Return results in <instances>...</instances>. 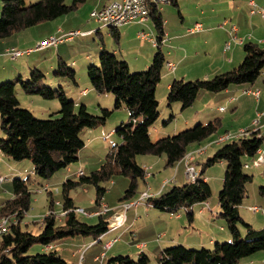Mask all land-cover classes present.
<instances>
[{
  "label": "trees",
  "instance_id": "1",
  "mask_svg": "<svg viewBox=\"0 0 264 264\" xmlns=\"http://www.w3.org/2000/svg\"><path fill=\"white\" fill-rule=\"evenodd\" d=\"M67 1L37 0L28 3L26 0H3L0 40L67 15L85 2ZM150 9L158 44L153 60L145 70L130 72L127 61L119 59L106 48L99 53V64L90 65L87 70L91 86L97 93L113 94L116 99L115 108L125 104L129 111V120L122 122L115 130L121 137V142L110 148L104 162L90 175L79 176V181L68 179L64 182L63 209L66 215L61 221L53 214L46 215L43 219V229L38 234L24 231L21 224L23 213L28 212L31 206L32 191L29 189V183L21 178L13 180L14 196L0 207V217L15 216L16 220L10 223L9 233L0 237V264H71L56 250H51L52 248L36 254H28V251L36 243L44 247L51 246L69 236H93L97 239L110 229L102 215H99V222L92 225L78 219L79 207L74 205L69 196L72 188L81 184L95 185L96 202L100 204L107 191L102 183L110 181L114 175L122 174L131 178L124 197L130 198L137 191L138 179L146 176L145 169L136 160L138 155H165L167 165L173 166L184 159L190 145L201 142L217 132L221 126V118L217 117L155 141L151 138L150 129L160 116L156 88L167 62L162 50L164 20L156 5H150ZM112 34L117 41L120 40L121 33L118 28L112 27ZM243 48V61L231 70L216 74L210 79H175L167 93L168 104L180 102L185 109L193 105L202 90L217 93L227 90L232 84H254L264 67V47L258 43L247 42ZM55 73L69 76L77 85L76 71L66 62L60 61ZM30 74L27 79L19 76L0 84L1 129L5 135L0 138V149L14 160H32L35 174L48 179L58 170L68 168L79 159V151L85 146L81 132L85 128L104 125L112 110L101 108L102 114L94 115L88 111L85 104L77 109L75 100L67 95L63 86L54 89L42 84L45 77L42 70L34 68ZM19 88L26 94L58 100L60 109L48 118H37L32 111L21 105L17 96ZM57 114L59 116H56ZM173 117L172 114L164 123L171 121ZM247 130L245 136L224 142L208 157L195 182L174 185L169 191L149 199L153 207L176 214L180 209L188 211L195 204L207 202L212 191L210 184L205 180V170L216 162H224L226 172L223 187L219 192L218 216L226 220L233 241L216 242L213 250L192 249L184 244L171 245L160 253L159 264H240L242 258L264 249V226L257 230L251 224L245 223L238 213V207L247 193V184L253 180V175L246 174L244 168L249 164L248 161L253 163L259 157V150L263 149L264 144L263 130ZM260 194L264 196V183L260 186ZM53 205L54 202H51L50 207ZM192 214L191 210L190 218ZM240 222L247 228L244 237L238 226ZM148 262L149 257L142 252L138 260L119 254L111 257L107 264Z\"/></svg>",
  "mask_w": 264,
  "mask_h": 264
},
{
  "label": "rangeland",
  "instance_id": "2",
  "mask_svg": "<svg viewBox=\"0 0 264 264\" xmlns=\"http://www.w3.org/2000/svg\"><path fill=\"white\" fill-rule=\"evenodd\" d=\"M26 1L28 3L37 2V0H26ZM67 2H69V0ZM217 3H218L217 0H205V3L203 5L207 6L209 11L212 8L213 10H215V15L213 19L216 22L221 23L220 26H223L224 24L223 22L225 21V14L232 13L234 12V10L230 11L226 2L220 3V4H217ZM2 4H3V0H0V15H1V10H2ZM90 5L94 7V0H85V2L78 7V9L70 12L67 15L62 16L56 21L45 22L47 24H44L43 26H40L39 24V27H36L37 26L36 25L35 26L36 28H33L32 30H28V31H31L30 38L33 37V42H34V35L35 34L40 35L42 33H45L47 30V27L50 28V31H48L49 34L50 32L54 33V35L53 34L45 35L44 37H42V39L35 41V44L33 45L34 49L32 50H36L35 48L37 47V45L45 41L50 36L62 35L63 33L77 30L79 28L83 30V32L87 30L89 27L100 28L99 26L100 24L95 22L94 19L91 17L92 10H91ZM249 9H250L249 6L245 7L238 14L239 20L233 21V23L230 22L229 29H230L231 34L233 33L234 35L230 37V48H226V49L230 50L233 47L232 48L233 51H230L227 55H225V53L222 52V50L220 49V45L225 38L226 30L218 32L216 34L217 38H215L214 42L212 43L213 44V48H212L213 50L211 51L212 57L204 61L201 64L195 65L192 68V71H188L187 73L188 76L194 77L200 73L206 74L209 71L208 74L210 75V78H212L216 74H219V73H214L216 71H219L220 73L228 71L226 68H228L231 64L227 62L228 58H230L229 60H233L232 64H237L236 66H238L243 61L245 57L243 45H240L239 48L237 49L236 47L239 45L238 43L241 40L248 41L251 39V35L249 31H247L250 28L248 27L249 24L253 20V17L249 13ZM181 19L182 18L179 17V15L178 17L176 16L174 18H171L170 19L171 26L173 28L177 27V21L178 20L180 21ZM59 21H61V23ZM148 24H150L151 29L146 28L145 32L148 34L152 32V36L153 34L154 36L153 37L151 36L150 38H153L156 40L157 37L155 36H157V33H156V28H155L152 18L149 20ZM234 26L240 29V33H238V28L237 30L232 31V27ZM57 27L60 28L58 29V31H57ZM224 28H228V26H224ZM100 32L101 34H94L93 36H88V37L76 36L75 39L72 41H66V40H69V39H66L64 40L65 42L63 41L64 43L61 44V48H62L61 51L65 58L62 60L66 62L71 69H74L76 71L77 85L72 82L69 76L55 74V71L58 70V65H56V67L52 69L51 68L52 63L50 62L45 63L46 67L44 68H49L47 69L49 70V74L44 72L45 77L42 80V84L45 86H50L54 89H58L60 84L62 83L63 89L65 90V92L67 93L69 97L73 96L74 94L71 91L79 92L86 85L90 86L91 83H90L87 70L90 65L99 64V55H98L97 60L95 58L94 62L90 63L86 67H83V69H78L80 68L79 67L80 65H78L77 67L71 66L72 64L69 63L70 61H67V60L69 59L74 60L78 58L79 63H80L83 57H85L86 55H89V56L94 55L99 50V46L104 45V44H105V47L111 52H113V50H116L117 57L119 59H120L119 56L122 53L121 50L122 48L124 49L125 51L124 53L128 54V58L130 59L129 70L132 73L145 70L147 66H149L147 65L146 67L145 66L140 67V65L138 64L144 63L145 57L149 56L150 48L151 49L154 48L155 51H156V48L153 47L152 41L148 42V40L142 39L140 35L138 37V30H135V31L130 30L127 33V35H124L123 37L121 34L119 41H117L114 38L112 34V27L103 26V28L100 29ZM20 33H23V32H20ZM18 37H23V36H19L17 33V34H13L10 37L1 39L0 41H3V40L7 41L9 42L8 43L9 45H13V46H16V48H19V44L17 41ZM24 38L28 40L29 34H24ZM253 41L256 42L258 40L253 39ZM194 43L195 42H186L184 44L190 46L191 44H194ZM8 44L6 45L5 43L0 42V51H2L1 52L2 54L3 53L6 54V47H8ZM225 45H226V40L223 43V49ZM57 46L51 47L50 49L43 48L41 50L45 52L49 50L53 51V50H56ZM21 47H22V40H21ZM37 50H40V49H37ZM162 50L164 54L166 55L167 48L164 49V44H162ZM154 52L151 51V55L149 57L150 61L149 59L147 61L148 64L152 62L153 57H154ZM139 54L143 61L141 63H135L134 57H137V55ZM40 55H43V53L36 54V57L39 59V63H40ZM2 58L3 60L5 59L6 62H8L7 63L8 67H12L13 64L17 62L18 60H20L22 57H19L15 60H11L8 56L7 57L2 56ZM11 61H14V62H11ZM166 66L167 65L164 66L163 72H166ZM182 66H184V64ZM224 69H226V71ZM220 70H224V71H220ZM30 75L31 74H29L28 77H25V78L21 77V78L27 79L30 77ZM3 76H6V73L3 74ZM19 76L20 75H17L14 78H17ZM12 79L13 78H4L0 80V84L3 82L10 81ZM57 79L59 81H57ZM229 89L233 91V94L238 99V101L233 104L229 103V101L227 102L226 99L222 98V96L225 93L224 92L225 90L221 92H217V93L210 92L212 95H218L217 97L219 98L217 99V103H218L217 106L225 105L227 109L225 113L223 114L219 113L218 115H216V116H220L221 121H222V124L219 127L218 131L208 136L201 142L193 144L188 149L189 150L188 153H193V154L194 152H190V151H195L197 149L199 150L205 149V151L202 153L204 154L206 152V147L210 145L205 155L201 156V154L195 153L193 164L195 165L199 173L202 170L204 163L206 162L208 157L212 156L215 153L213 149L219 148V145L221 143L228 141L226 140L224 142H221V139L224 136L229 134V135H232V137L237 138L238 136H241L240 134L242 130H247V129H250L253 132L256 129L261 128L264 131L263 125H260L264 122V77L262 75L259 76L254 84H249V83L232 84ZM250 89H261L262 97L260 96V98L262 99V101L260 103L259 101H257L258 99L257 97H255L251 93H248V90ZM17 93H19L18 96L20 98V102L23 108H26L32 111L33 114L37 118H48L52 113H55L60 109V103L56 99L48 100V99L42 98L39 95L26 94L20 88L18 89ZM105 95L107 96H104L103 102H108V99H109V102L113 104L112 107L110 108L112 112L110 116L108 117V119L106 120V123L102 126H99L98 128H104L105 126H114V124H118L116 125L117 126L116 129H117L118 127L121 126L122 121L127 122V121L122 120V118H125V120H129V115H130L129 111L126 108L125 104H123L119 108H115V101H116L115 96L111 93H107ZM28 97H30V99L31 98L35 99V102L31 103ZM88 98H90V96ZM74 99L76 101L77 109L82 104H85L83 101H79L78 93L74 97ZM197 99H199V101L202 103L209 100L208 97H201V96ZM237 103L239 104L238 109L233 108L236 106ZM89 104L90 105L87 109L90 113L94 115L102 114L101 109L97 110L98 101L91 100ZM171 107L172 105H169L166 100L160 102V106H159L160 116L158 120L156 121V123L150 129V135H152V139L154 141L160 138V137H156L157 135L154 132V129L156 127H160L162 129L167 128V127L178 128L185 121L184 120L185 116H194V118L195 116L202 117L205 115L204 110L207 109L206 104L202 106L198 105L197 112H195L193 109H188V110H185L182 114L176 115L177 113L174 114L172 112ZM172 114L174 115L173 119L167 123H164V121L168 119ZM56 116H59V115L57 114ZM257 120H259V123L255 125L254 124L255 122L253 123V121H257ZM207 122H198V123H207ZM196 124L197 123H193L190 127H193ZM190 127H187V128H190ZM187 128H184L182 130H185ZM83 133L84 132H81V137L85 141V146L80 150L81 152L79 151L81 156H78V157L80 159L70 165L71 173L68 172V168H63L55 172L48 179L42 178L38 176L37 174H35L34 164L32 160H29V159L20 160V161L14 160L13 158H11L9 155L4 153L0 149V177L4 179L3 181H0V207L7 200H10L13 198L14 196L13 180L15 178H21V179L26 180L29 183L30 191H32L30 209L28 212L23 213V217H22L23 219L25 218L24 220H22V223H21L24 231H32L34 234L40 233L41 228L43 227V219L46 215H49V214L55 215L60 221L64 219L66 215L63 209L64 182L68 179L79 181L80 180L79 176L81 175L78 174L79 175L78 176L77 172L80 169L85 170L86 175L88 176L93 170H95L93 169L91 171V168H93L94 166H98L97 157L102 151V147H104V141L106 139L102 138V140L99 141L98 144L88 146L86 137L84 136ZM115 135L116 136L110 139V141L118 140L117 142L120 143L119 134L115 132ZM245 135H242V136H245ZM4 136H5L4 132L1 129V117H0V138ZM212 139H216L215 141L216 143L210 144L209 140H212ZM217 143H219V145ZM114 144H116V142L112 143L110 147H108L107 152L110 150V148ZM200 144L201 145L208 144V145L205 147L199 148ZM87 146L88 148H86ZM262 147H263V156H264V144ZM136 160L139 164L141 163L143 165H145L146 163L153 164L151 165L152 167H149L148 169H151L150 170L151 175H152V172H154L155 177H152L149 180V182L148 181L146 182L143 178H139L137 191L130 198H124V197H125L126 190L128 189L131 183V178L129 176H125L122 174L114 175L110 181L102 183V186H104L107 189V191L105 192L100 204L96 202L97 188L93 184H81L70 190L69 196L73 199L75 205L82 208L86 212V213L77 212V217L80 221L86 222L91 225L98 223L99 215H96L94 213L102 210V206H108L111 212L109 214H106V213L102 214V216L104 215L103 218L106 221L111 216V214H114L115 212L116 213L119 212L124 207L123 205L125 203L132 202L130 201L131 199L135 201L139 197H141L144 192L146 191L149 192V189H150L149 184L152 185L153 187L157 186L161 182V180H163L164 178L174 176V173L177 172V169L180 173L183 170L182 172L183 178L181 179L180 184L183 185L189 182L187 176L185 178V174H184L183 165L186 164L184 161L177 162L173 166H168L166 164L167 158L165 155L157 156V155H152V154L138 155L136 157ZM149 160L151 162H148ZM257 161H260V160L257 159ZM182 163L184 164L181 166ZM248 163H249L248 164L249 166L244 168V171L246 174L253 175V180L252 182L247 184V187H246L247 193L241 205L238 207V213L245 223L251 224L253 228L260 230L264 226V196L260 194V186L264 183V162L260 164L259 163L255 164V162L252 163V161H248ZM181 168L183 169L181 170ZM83 170H80V171H83ZM225 172H226V163L224 162H216L213 165L208 166L205 170V176L207 178L208 183L210 184L211 191H212L211 196L208 199V202H210L211 206H209L208 202H203V207L201 208L200 211L203 212L206 209L205 213H207L209 219L212 220V223H213L212 226L206 221V219L204 218V215L201 219L195 221L197 224L193 222L194 224L192 223L193 224L192 225L191 222H189L188 220L189 213L191 212L192 209H189L188 211L180 209L178 211V213L184 214V217L182 218V223L180 222V219L178 220L177 219L168 220L166 218L158 219L157 217H155L156 216L155 214L150 219H147L145 218L147 215L146 214L147 212L143 211V208L151 207V205L149 204L150 203L149 199L151 197H149L145 200V204H142L144 206H141L140 211L135 208L127 211V216L130 219L136 220L140 217H144L143 219H141L143 220L141 222L143 226L139 228V231L137 230L134 231L135 229H131V230L125 231V233L124 232L121 233V231L124 230V229H121L115 233L108 234L107 237L117 238L116 247L126 248L123 252L118 253L116 255L122 254V255L130 256L134 260H138L140 257L139 253H142L143 249H139V253H138L137 252L138 249L135 246L138 244H144L145 246L154 237V242L150 243V251L146 250V248H144V251L146 250V255L149 257V262L147 264H159L158 258L160 255V250H159L160 247H157L158 245L156 243L157 242L156 240L158 239V235H161V237L163 236L165 230H168L169 234L166 237V239L161 238L162 242L163 241L165 242L167 239H170L171 237H175V238H179L182 241H186L187 245L185 246H187L188 248H192V249L206 248L209 250H213L215 248L216 242L213 243L212 245H208L204 243V240L207 241L211 237L217 236V235H214L213 233L219 232L218 230H219L220 225L225 226V231L223 232V235L227 234L229 238L223 239L221 237V239H219V241L217 242L224 243V242L233 241V236L230 234L227 228L226 220L224 218L219 217L218 214L216 215V212L220 211V208L218 205L219 192L221 191L223 187V180H224ZM68 173H70V177H66V174ZM185 173H186V166H185ZM198 175L199 174H197V178H198ZM170 180H173V179H165L164 182L166 181L170 182ZM195 181L196 180L194 181L190 180V182H195ZM172 184L173 183H171L166 188L165 192L171 189V187L173 186ZM51 202H54L53 207H50ZM195 205H197L196 207H194L195 212H196L195 214L198 215L197 208L198 206H200V204L198 203ZM252 207H258L259 210L255 212ZM210 209L214 211L213 215ZM87 213L91 216H89ZM169 213H172L174 215L173 217L176 218L175 217L176 213H173V212H169ZM3 217L5 218V216ZM6 218L9 219L10 223L11 221L16 220L14 219L15 216H6ZM0 219H2V217H0ZM218 220L219 222H217V225L215 226V223ZM119 221L120 219L115 222L117 225H119L118 223H120L119 226L114 227L112 224V225H109L110 229H116V228L121 227L123 223ZM124 222L126 223V221ZM128 224L129 223H127V226ZM149 224L150 226H148ZM238 226L241 230L242 237H244L247 232L246 225L240 222ZM3 227L7 228V224H4V223L0 224V229H2ZM100 237H98L97 239H94L93 236H82V235L69 236V237L56 241V243H54L55 247L53 250H56L60 256H62L65 260H67L71 264H78L77 261L84 255V253H85V256L88 257V255H90L92 252H95V253L98 252L97 254H101L102 251H105L107 253V257H101L100 255L101 260L94 262L93 264H107V262L109 261L111 257L116 256V255H111V251L109 250V248H104L102 246V243H98V242H95L93 246H90V247L88 246L89 242L94 241V240L97 241ZM83 238H85L87 243L86 244L81 243L77 245L76 242L79 241V239H83ZM177 244H180V243H177ZM42 249H44V246L40 243H36L30 248V250L28 251V254H36L38 252H42ZM6 253H9V252H6ZM73 253L76 254V257H73ZM1 255H2V250L0 248V257ZM240 264H264V249L257 251L253 253L252 255L242 258Z\"/></svg>",
  "mask_w": 264,
  "mask_h": 264
},
{
  "label": "crops",
  "instance_id": "3",
  "mask_svg": "<svg viewBox=\"0 0 264 264\" xmlns=\"http://www.w3.org/2000/svg\"><path fill=\"white\" fill-rule=\"evenodd\" d=\"M112 1H117V0H94V7L90 5L91 10H93V8L94 9H101L102 7H104L105 5H107L108 3L112 2ZM217 1H218L217 4L226 2V4L228 5L230 11L234 10V12H232V13L225 14V21L223 22L224 23L223 26H220L221 23L216 22L213 19L214 15H215V10H213V8H212L209 11L207 6L203 5L205 3V0H178L175 3L173 2L172 4H167V5L162 6V8L161 7L159 8L160 9L159 11L161 12V16H162V18L164 20V35H163L162 44H164V49L167 48V52H166V55H165L166 62L167 63L168 62H172L174 64V68H169L168 66H166V72H163L162 79H161L160 83L157 85L156 96H157L159 102L164 101V100L167 101L166 97H167L168 90L170 88L171 83L175 79H183V80L210 79V75L208 74L209 71L206 74L200 73V74H198L197 76H194V77L193 76H188L187 73H188V71H192V68L195 65L201 64L204 61H206V60H208V59H210L212 57L211 56V51L213 50L212 49L213 48V44L212 43L214 42V39L217 38L216 34L218 32L226 30L225 31V38H224L223 42L220 45V49L222 50V52H224L225 55H227L230 51H233L232 50L233 47L230 50L226 49L227 43H230V37L234 35L233 33L231 34L230 29H229L230 22L233 23V21H238L239 20L238 14L247 6H249V8H250L249 9V13L253 17L252 22L248 26L250 28L247 30V31H249V33L251 35V39L248 40V41L241 40L238 43L239 45L236 47V49L239 48L240 45L244 46V44L247 43V42L258 43L262 47H264V20H263V18L261 16V13L259 12V9L264 8V0H217ZM252 2L255 3V9H256L255 11H253L254 6L251 4ZM178 15L182 19L180 21L178 20L177 21V27L173 28L171 26V24H170V19L174 18L176 16L178 17ZM61 17H59V18H61ZM59 18H57V19H59ZM57 19L52 20V21H56ZM150 19L151 18H149L145 22H139L137 20L129 22L128 24L123 25L120 28H118V30L122 34V37L124 35H127V33L130 30H134V31L138 30V37H139V33L141 31H145L146 28H150L151 29L150 24H148ZM59 22L61 23V21H59ZM95 22H97V21H95ZM97 23H99V22H97ZM44 24H47V23H45V22L41 23L40 26H43ZM197 24L201 25V30L196 31V32H192L190 29H192L194 27V25H197ZM99 26H100V28L89 27L87 30L84 31L86 33L84 35H80V36L88 37V36H93L94 34H101L100 29L103 28V26L101 24ZM224 26H228V28H224ZM36 27H39V25H37ZM36 27L34 26V27L28 28V29H26L24 31H21L23 33H20V32L18 33L19 36H23V37H18V39H17L18 44H19V48H16V46H13V45H9L8 44L9 42H7V41H4V40L0 41L1 43H5L6 45L8 44V47H6V50L9 49V48H16V49H19L21 51H24V54L19 56V57H22V58L20 60H18L17 62H15L14 64L12 63L13 64L12 67H8L7 66L8 62H6L5 59L3 60V58H2V56L3 57H7L8 55L4 54V53H3L4 54L3 55L1 53L2 51H0V80H2L4 78H14L17 75H20L23 78L28 77L29 74L31 73V71L34 68H38V69L42 70L43 72L49 74V70H47L49 68H44V67H46L45 66L46 62L52 63L51 68L54 69L56 67V65L59 64L60 61H63L62 59H65L63 54H62V51H61V49H62L61 48V44H63L65 41L62 42V43H59L58 46L56 47V50H53V51L49 50V51L45 52V51H43L41 49L40 50L36 49V50H32L31 52H26L27 50L34 49L33 45L35 44V41H38V40L42 39V37H44L45 35H51V34L54 35L53 32H50V34H49L48 31H50V28L47 27V30H46L45 33H42L40 35H37V34L34 35V42H33V37L30 38L31 31H28V30H32L33 28H36ZM58 29H60V28L57 27V31H58ZM77 30H81V29L79 28ZM81 31H83V30H81ZM26 32H28V33H26ZM238 33H240V29L239 28H238ZM24 34H29V39L28 40H26L24 38ZM149 34H151V36H152V32H150ZM57 36H60V35H57ZM153 36H154V34H153ZM155 37H157V36H155ZM74 39H75V37L73 39H69V40H66V41H72ZM253 39L254 40H258V41L255 42V41H253ZM21 40H22V47H21ZM144 40H148V42H150L149 39H144ZM225 40H226V45L224 46V49H223V43L225 42ZM186 42H195V43L191 44L190 46H188V45L184 44ZM153 47H155V46L153 45ZM50 48L51 47H49V49ZM103 48H106L105 44L104 45H100L99 46V50L94 55H92V56L86 55L85 57H83V59H81L80 63H79L78 58H76L74 60L69 59L67 61H70L69 63H71L72 64L71 66H73V67H77L78 65H80L79 66L80 68H78V69H83V67H86L90 63L94 62L95 58H96V60L98 59V55H99L100 51ZM151 51L154 52L155 49L154 48H152V49L150 48L149 56L145 57L144 63L138 64V65H140V67H144V66L146 67L147 65H150V64H148L147 61H148V59L150 61L149 57L151 55ZM121 52L122 53L119 56L120 59L127 61L128 65L130 66V59L128 58V54L124 53L125 51H124L123 48H122ZM38 53H43V55H40V63H39V59L36 57V54H38ZM113 53H115L117 55L116 50H113ZM154 54H155V52H154ZM57 58H58V60H57ZM229 59L230 58H228L227 62H229L231 64H230V66L228 68H226L227 70L232 69L233 67H236V65H237V64H232L233 60H229ZM11 60H15V59H11ZM134 61H135V63H141L143 61L141 59V57H140V54L137 55V57H134ZM11 62H14V61H11ZM167 63H166V65H167ZM183 64H184L185 67L182 66ZM49 67H50V65H49ZM226 69H224V70L226 71ZM224 70H220V71H224ZM5 73H6V76H3V74H5ZM214 73H220V72L216 71ZM57 81H59V80L57 79ZM60 85L63 86L62 83ZM229 88L224 91L225 93L222 96V98L226 99L227 102L229 101V103L233 104V103L237 102L238 99L233 94V91L231 89H229ZM260 91H261V89H260ZM71 92L74 93L73 96H71L73 99L78 93L79 94V101H83L85 103V105L87 106V108L89 107V105H90L89 103H90L91 100L98 101L97 110H100L101 108H106V107L107 108H111L112 105H113V104H111V102H109V99H108V102H103V98H104V96H107V95H105L107 93L99 94L92 88L91 85L90 86L86 85L79 92H75V91H71ZM18 94L19 93H17V96H18ZM261 94H262V92L260 93V96H261ZM89 96H90V98H88ZM198 96L199 97L200 96L201 97H208L209 100H207L206 102L202 103V102L199 101V99H197V98H199ZM198 96H197L196 100L194 101L193 105L188 107V108H185V109L182 108L180 102H174L172 104V107H171L172 108V112L174 114L177 113L176 115L182 114L185 110H188V109H193L195 112H197L198 111V109H197L198 105L202 106V105L206 104L207 105V109L204 110L205 111L204 112L205 113L204 116H202V117L195 116V118H194V116H185V118H184L185 121L178 128H172V127L169 128V127H167V128L162 129L160 127H156L154 129V132L157 135L156 137H164V136H167V135H171V134L177 133L179 130H182L184 128L190 127L193 123L211 121V120H213V119H215L217 117H220V116H216L219 113L223 114V113H225L227 111L225 105L217 106L218 105L217 99L219 98V97H217L218 95H212L210 92L201 91L198 94ZM260 96L257 99V101H259V103L262 101ZM18 98H19V96H18ZM28 99L30 100L31 103L35 102V99H33V98L30 99V97H28ZM19 100H20V98H19ZM110 101H111V99H110ZM222 107L225 108L224 111L221 110ZM238 107H239V104L237 103L236 106L233 107V108L238 109ZM122 120L128 121V120H125V118H122ZM254 122L255 121H253V123ZM116 125H118V124H114V126H105L104 128H98V127L97 128H85L82 131V132H84L83 134L86 137V141H87L88 146H92L94 144H98L99 141L102 140V138L106 139L104 141V147H102V151L100 152V154L97 157L98 166H94L93 168H91V171L93 169L99 168V166L104 162L105 156L107 154L108 147H110V145L112 143H114V142L118 143L117 142L118 140H116V141L115 140H111L110 141V139H112V138H114L116 136L115 135V129L117 127ZM260 125H263V127H264V122L262 124H260ZM260 127H262V126H260ZM220 135H218V136H220ZM151 138H152V135H151ZM216 139L209 140V143L210 144L216 143L215 142ZM119 140H120L119 142H121V137H119ZM208 144H206V145L205 144H203V145L200 144L199 148L205 147ZM217 144L219 145V143H217ZM222 144H224V143H221L219 145V147ZM192 145H190V146H192ZM88 146L86 148H88ZM209 146L206 147V152L204 154H201V156H203V155H205L207 153V150H208ZM194 149H196V148H194ZM217 149H213V150L216 151ZM197 150L190 151V152H194L195 153ZM80 152H79V156H81ZM148 162H151V161L149 160ZM166 164H167V161H166ZM183 164L184 163H182L181 166ZM140 165L144 169H146V168L148 169L149 167H152L151 165H153V164L146 163L145 165H143V164L140 163ZM183 166H184V174H185V178H186L185 165H183ZM182 169L183 168H181V170ZM80 170H83V169H80ZM149 170H151V169H149ZM83 171H84V174H86V171L85 170H83ZM68 172L71 173L70 166L68 167ZM78 172H77V175H78ZM182 172H183V170L180 173L178 171V169H177V172L174 173V176L164 178L155 187H153L152 185L149 184V187H150L149 192L152 194V197H156V196H159L161 193H164L166 191V188L171 183H173L172 184L173 186L174 185H181L180 181L183 178L182 177ZM70 173L66 174V177H70ZM152 177H155L154 172H152V175L150 177L147 178V176H145L143 179L146 182L147 181L149 182V180ZM165 179H173V180H170V182H167L166 184H164L165 183L164 182ZM205 180L207 181L206 177H205ZM130 201H133V200L131 199ZM208 203H209V206H211L210 202H208ZM199 204H200V206H198V208H197L198 209V212H197L198 215L195 214L196 212H195V208H194L197 205H194L192 207V213L193 214H192V218L188 217L189 218L188 219L189 222H191V224L193 222L195 224H197L195 221L201 219L203 217V215H204V218L206 219V221L212 226L213 225L212 220H210L208 215H207V213H205L206 209L203 212L200 211L201 208L203 207V203H199ZM74 205H75V203H74ZM141 206H144V205H140L137 208H135V207H133V208L138 209L140 211L141 210ZM76 207H78V206H76ZM133 208H131V209H133ZM131 209H129V210H131ZM160 210L161 209L155 208L152 205H151V207L143 208V211L147 212L146 213L147 215L145 217L147 219H150L155 214L156 215L155 217H157L158 219H162V218H166L168 220L169 219L170 220H174V219L178 220V219H180V222L182 223V218L184 217L183 213L176 214L175 215L176 218H174L173 217L174 215L172 213H169L168 211H165V210H161V211ZM210 211L212 212V215H213L214 211H212V209H210ZM98 212L99 211L95 212L94 214L99 215V214H97ZM110 212L111 211H108L106 214H109ZM218 213L219 212L217 211L216 215ZM111 215H113V214H111ZM143 218L144 217H140V218H138L136 220L130 219L127 216V212H126V219H125L126 223L124 222V224L121 227H119V228L110 229L109 231H107L105 234H103L100 237L101 239L99 238L97 241L94 240V241L89 242L88 246L89 247L93 246L95 244V242H98V243H102V246L104 248H109V250L111 251V255H116L118 253L123 252L126 248L116 247L117 238L107 237L108 234L115 233V232H117V231H119L121 229H124V230L121 231V233L122 232L125 233V231L131 230V229H135L134 231H136V230L139 231V228H141L143 226L142 223H141L143 221L141 219H143ZM149 222H151V221H149ZM217 222H219V220L216 221L215 226L217 225ZM127 223H129L128 226H127ZM148 226H150V224ZM42 229H43V227L41 228V230ZM218 231L219 232L213 233L214 235H217V236L211 237L207 241L204 240V243L208 244V245H212L213 243L219 241V239H221V237L223 239L229 238L227 234L223 235V232L225 231V226L220 225ZM168 234H169L168 230H165L163 236L161 237V235H158V239L159 240L157 239L156 240L157 242L155 241L157 243V245H158L157 247H160V249H159L160 253L166 247H169L171 245H175L177 243H180V244L183 243L184 245H187L186 241H182L179 238H175V237H171L170 239H167L165 242L164 241L162 242L161 238L162 239L163 238L166 239ZM113 239H115V241L109 247H107L106 244L108 242H110V241H113ZM152 242H154V237L143 248L138 247L139 244L136 245L135 247L138 249L137 252L139 253V249H143V251H142L143 254H146V250L150 251V243H152ZM81 243H83V244L87 243L85 238L79 239V241L76 242L77 245L81 244ZM204 243H202V244H204ZM159 244H160V246H159ZM54 245L55 244H51V248H52L51 250L54 249V247H55ZM144 248H146L145 251H144ZM129 249H130V247H129ZM129 249H128V251H129ZM42 251L46 252L47 250L44 247V249H42ZM96 251H98V250H96ZM97 253L98 252H96V253L92 252L90 255H88V257L85 256V253H84V255L77 261L78 264H80V263L93 264L94 262H97V261L101 260L100 255H101V257H107V253L105 251H102L101 254H97ZM103 253H105V256H102ZM73 257H76L75 253H73Z\"/></svg>",
  "mask_w": 264,
  "mask_h": 264
},
{
  "label": "built area",
  "instance_id": "4",
  "mask_svg": "<svg viewBox=\"0 0 264 264\" xmlns=\"http://www.w3.org/2000/svg\"><path fill=\"white\" fill-rule=\"evenodd\" d=\"M159 3L161 4V8L164 5L167 4H172L170 2H165V0H158ZM254 8L253 11H255V3H251ZM151 12L152 10L146 6L145 4V0H117V1H112L110 3H108L107 5H105L104 7H102L101 9H94L91 11V17L99 22L100 24L109 21V20H119L121 23L123 24H128L129 23V19H136L139 22H145L147 21L150 16H151ZM259 12L261 13V16L263 18L264 16V8L259 9ZM192 32H196L201 30V25H194V27L192 29H190ZM232 30L235 31L237 30L236 27H232ZM86 32H83L81 30H73L70 32H66L63 33L60 36H50L49 38H47L45 41H43L42 43L38 44L37 47L35 49L38 48H49V47H54L57 46L59 43H62L64 40L66 39H73L76 36H80V35H84ZM140 37L143 39H147L149 38L150 41H152L153 45L156 47L158 44L157 39H153L150 38L151 35H149L148 33H146L145 31H141L139 33ZM230 47V43L227 44L226 48ZM32 49L27 50L26 52H31ZM6 54L11 58V59H16L19 56L24 54V51L15 49V48H10L6 50ZM167 66L169 68H174V64L172 62H168ZM261 73L263 74L264 77V67L262 68ZM249 93H251L252 95H254L255 97H259L260 96V89H250L248 90ZM222 111L225 110L224 107L221 108ZM260 116V115H259ZM259 122V120L255 121V124H257ZM247 130H242L241 131V136L245 135V133H247ZM236 137H232V135H226L221 139V142H224L226 140L229 139H233ZM205 150H201L195 153H199L202 154ZM195 153L192 154L189 157V160H187V164H185L186 166V176L190 182V179H194V175L195 174H200L198 172V170L196 169L195 165L193 164V160L195 158ZM257 159H259L260 161H257ZM254 162L255 164H260L262 162H264V156H263V149L259 150V157L257 158ZM249 165L246 164V167H248ZM79 175H83V171H79L78 173ZM148 177L151 176V172L149 169H146V174ZM4 179L2 177H0V181H3ZM167 181L164 183L166 184ZM146 197H152V194L150 192H145L143 194L142 197V202H139L137 204H129L128 202L125 203L126 204V212L135 207L137 208L138 206L145 204V198ZM253 210L255 212H257L259 210L258 207H252ZM251 208V209H252ZM108 211H110L108 206H102V210H100L97 214L102 215L103 213H107ZM126 212H117L113 215H111L107 220H106V225L109 228V225H112L114 222H116L117 220H119V218H126ZM78 213H86L82 208L79 207V211ZM88 214V213H87ZM89 215V214H88ZM91 216V215H89ZM9 233V232H7ZM115 241V239H113V241H110L106 244L107 247H109L113 242ZM144 246V244H139V247L142 248ZM46 250L51 249V246H46L45 247ZM5 252H9V251H5ZM102 256H105V253H103ZM83 264V263H80Z\"/></svg>",
  "mask_w": 264,
  "mask_h": 264
},
{
  "label": "bare ground",
  "instance_id": "5",
  "mask_svg": "<svg viewBox=\"0 0 264 264\" xmlns=\"http://www.w3.org/2000/svg\"><path fill=\"white\" fill-rule=\"evenodd\" d=\"M178 0H165V2H170V3H173V2H177ZM145 4H146V6H148L149 8H150V5H156L158 8H160L161 7V4L159 3V1L158 0H145ZM263 19H264V16H263ZM136 19H129V22H132V21H135ZM102 25H106V26H112V27H114L115 29L116 28H119V27H121V26H123V25H125V24H123V23H121L119 20H109V21H106V22H104V23H102ZM197 25H199V24H197ZM38 49H43V48H38ZM261 75L263 76V74L261 73ZM221 139V138H220ZM201 150H205V149H198L197 150V152L198 151H201ZM193 153H187V155L184 157V159L182 160V161H184L186 164H187V160H189V157L192 155ZM197 178V174H195L194 175V179H190L191 181L193 180H197L196 179ZM145 193V192H144ZM143 193V194H144ZM143 194H142V196L141 197H139L137 200H135V201H132V202H129V204H137V203H139V202H142V197H143ZM147 198H149V197H146L145 198V200L147 199ZM104 205V204H103ZM124 206V207H123ZM122 207V209L119 211V212H125L126 211V204H124ZM79 211V210H78ZM11 219V218H10ZM120 219V221L119 222H121V223H123L124 224V221H125V219L126 218H119ZM0 221H1V223L0 224H2V223H4V224H7V228H5V227H3L2 229H0V236H2L3 234H5V233H7V232H9L10 231V221H9V219L8 218H6V216H5V218L4 217H2V219H0ZM12 222V221H11ZM119 225H120V223H118ZM113 225H114V227H117V226H119V225H117L115 222L113 223ZM122 226V225H121Z\"/></svg>",
  "mask_w": 264,
  "mask_h": 264
}]
</instances>
